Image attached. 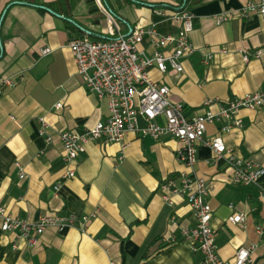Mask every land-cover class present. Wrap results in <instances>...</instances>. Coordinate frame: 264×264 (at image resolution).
<instances>
[{"label": "crops", "instance_id": "obj_1", "mask_svg": "<svg viewBox=\"0 0 264 264\" xmlns=\"http://www.w3.org/2000/svg\"><path fill=\"white\" fill-rule=\"evenodd\" d=\"M96 1V0H95ZM96 1L0 0V80L15 84L0 96V207L22 221L37 223L48 214L79 219L87 226L59 231L48 228L29 246L18 232H3L0 218V264H198L183 237L195 226L187 200L163 199L161 185L192 171L179 159L183 145L171 136L160 140L128 134L120 142H94L72 165L75 177L64 179L67 166L61 131L83 133L109 115L108 102L91 94L78 74L72 39L87 30L108 36L113 16L124 35L136 27L156 24L163 35H177L172 8L186 0ZM262 0H188L193 15L194 53L182 60L184 71L150 70L153 81L170 89V100L185 105L193 119L213 102L218 111L247 94L264 90V19L241 18L240 10ZM234 18L218 24L216 17ZM93 39L88 33H84ZM94 40V39H93ZM49 48L51 52L42 54ZM140 49L154 48L145 41ZM59 102L63 107L55 108ZM242 127L223 133L224 122L208 126L205 140L221 136L236 158L264 168V107L239 112ZM40 119L48 124L40 135ZM46 136L52 138L48 143ZM201 144L195 174L212 182V227L223 261L234 262L243 246H253L254 264H264V176L260 186H238L228 160H214ZM17 164L24 168L21 179ZM61 185L59 191L55 186ZM235 213L245 216L234 224Z\"/></svg>", "mask_w": 264, "mask_h": 264}, {"label": "built area", "instance_id": "obj_2", "mask_svg": "<svg viewBox=\"0 0 264 264\" xmlns=\"http://www.w3.org/2000/svg\"><path fill=\"white\" fill-rule=\"evenodd\" d=\"M100 5V1L96 0ZM110 28L108 39L93 40L88 36L72 39L67 46L71 49L79 76L85 88L100 100L108 102L109 115L105 121L98 122L83 133L61 131L59 137L63 147V158L67 166L64 179L75 177L72 168L79 156L86 153L89 144L103 141L114 143L122 141L128 134L140 137H151L160 140L171 136L183 145L179 151V159L192 171L191 174L183 173L179 179L167 180L161 185L163 199L171 204L173 196L185 198L191 209L195 222L193 228H184L183 237L190 242L195 252L201 254L198 264H254V247L243 246L235 255L234 262H226L220 258L219 245L216 233L212 227L213 209L210 196L214 189L212 182L195 174L197 164V151L201 144H205L214 152V160L219 162L228 160L233 170V183L238 186H260L264 176V168L250 160H243L231 155L223 138L215 136L205 140L208 126L224 122L223 133H230L242 127L239 112L242 109L256 110L264 107V90L247 94L231 101L228 106L220 107L213 111V102L208 101L206 106L193 119H188L182 103L170 100V89L153 81L150 70L156 68L161 73H166L171 67L178 73L184 71L182 60L191 56L195 49L191 43L193 32V15L188 10L176 12L170 16L178 27L177 35L163 36L157 31L156 24L148 27H136L124 35L115 23L112 15L105 11ZM259 15L264 19V0L251 2L240 10L241 18H250ZM234 18L232 13H224L216 17L218 24ZM147 41L155 50L149 54L140 46ZM51 52L49 48L42 50L43 55ZM15 82L6 77L0 80V96L6 87L14 86ZM63 107L59 102L55 108ZM40 135L48 132V124L40 119ZM48 143L52 138L46 136ZM20 177L23 179L24 168L17 164ZM60 184L55 186L59 191ZM0 218L3 220V232H18L19 236L26 239L29 246L37 244L39 238L48 228L64 231L67 228L79 226L84 229L88 217L79 219L75 215L64 217L48 214L40 218L37 223L22 221L6 212L0 207ZM234 224H244L245 216L235 213L231 218Z\"/></svg>", "mask_w": 264, "mask_h": 264}, {"label": "trees", "instance_id": "obj_3", "mask_svg": "<svg viewBox=\"0 0 264 264\" xmlns=\"http://www.w3.org/2000/svg\"><path fill=\"white\" fill-rule=\"evenodd\" d=\"M87 1H88V4H89V7H90L91 14H96L97 12H99L98 6H97L95 0H87ZM101 1L104 2L106 4V6L108 7V9L112 12V14L115 15V13L111 10V8H110V6L108 4V1L107 0H101ZM187 3H188V0H186V4H183V5H180V6H177V7H173L172 9L175 12L182 11V10H184L186 8ZM84 33H88V35H90L94 40H102V39H108L109 38L107 36H100V35H96V34H93V33H89L87 30H85V32H81L82 35H80L79 37H84Z\"/></svg>", "mask_w": 264, "mask_h": 264}]
</instances>
